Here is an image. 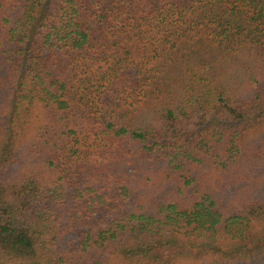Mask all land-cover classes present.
I'll use <instances>...</instances> for the list:
<instances>
[{
	"label": "trees",
	"instance_id": "16d2710c",
	"mask_svg": "<svg viewBox=\"0 0 264 264\" xmlns=\"http://www.w3.org/2000/svg\"><path fill=\"white\" fill-rule=\"evenodd\" d=\"M0 264H264V0H0Z\"/></svg>",
	"mask_w": 264,
	"mask_h": 264
},
{
	"label": "rangeland",
	"instance_id": "374dc122",
	"mask_svg": "<svg viewBox=\"0 0 264 264\" xmlns=\"http://www.w3.org/2000/svg\"><path fill=\"white\" fill-rule=\"evenodd\" d=\"M254 172L255 171H251V170H249V171H247V174H242L241 175V177L242 178H250V179H252L253 181H255L254 182V184L256 183V179L255 178H252V175L254 174ZM226 182V181H225Z\"/></svg>",
	"mask_w": 264,
	"mask_h": 264
}]
</instances>
